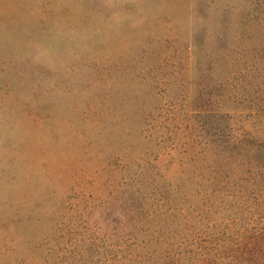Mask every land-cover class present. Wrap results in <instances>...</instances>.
Returning a JSON list of instances; mask_svg holds the SVG:
<instances>
[{
	"label": "rangeland",
	"instance_id": "rangeland-1",
	"mask_svg": "<svg viewBox=\"0 0 264 264\" xmlns=\"http://www.w3.org/2000/svg\"><path fill=\"white\" fill-rule=\"evenodd\" d=\"M0 264H264V0H0Z\"/></svg>",
	"mask_w": 264,
	"mask_h": 264
}]
</instances>
